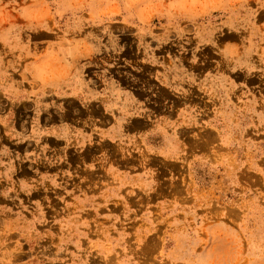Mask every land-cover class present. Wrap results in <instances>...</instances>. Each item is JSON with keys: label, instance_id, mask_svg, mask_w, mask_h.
Returning <instances> with one entry per match:
<instances>
[{"label": "rangeland", "instance_id": "1", "mask_svg": "<svg viewBox=\"0 0 264 264\" xmlns=\"http://www.w3.org/2000/svg\"><path fill=\"white\" fill-rule=\"evenodd\" d=\"M30 1L0 0V264H264V0ZM78 44L105 97L12 95Z\"/></svg>", "mask_w": 264, "mask_h": 264}, {"label": "crops", "instance_id": "2", "mask_svg": "<svg viewBox=\"0 0 264 264\" xmlns=\"http://www.w3.org/2000/svg\"><path fill=\"white\" fill-rule=\"evenodd\" d=\"M53 5L55 4L53 3ZM48 7L51 8L52 6L47 0H31L24 9L29 10L32 16L35 15L40 18L41 21L45 22V17L47 15L46 10ZM92 18L94 19L95 16H92ZM25 21L27 22L26 19ZM65 27L73 28L71 25ZM74 47L76 49H74ZM85 51V47L79 44L65 46L63 48L50 47L42 57L49 55L55 56L57 61L52 65L48 77L45 80L33 79L31 70L33 62L29 64L28 67L29 71L31 70L29 79L33 80L32 84H29L30 81L20 80V82L15 85L14 91H11L12 95H19L18 98L24 97L28 94L26 93L27 88L30 89L32 85H36L38 94L44 97L47 96L48 98H46V100L66 101L69 99L80 100L83 99V97H88L90 101H99L98 99L105 97L108 91H101V87L96 81H93L90 76L85 77L83 74V59H86ZM3 106L5 108L6 104L1 105L0 109ZM4 108L2 109L3 112H10L11 104H8L7 109Z\"/></svg>", "mask_w": 264, "mask_h": 264}]
</instances>
